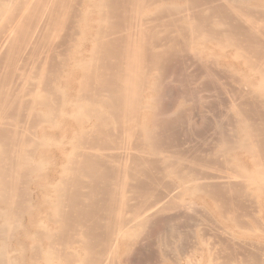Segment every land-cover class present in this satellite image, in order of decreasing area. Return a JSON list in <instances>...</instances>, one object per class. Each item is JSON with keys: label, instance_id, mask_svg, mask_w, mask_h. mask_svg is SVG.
I'll return each mask as SVG.
<instances>
[{"label": "bare ground", "instance_id": "bare-ground-1", "mask_svg": "<svg viewBox=\"0 0 264 264\" xmlns=\"http://www.w3.org/2000/svg\"><path fill=\"white\" fill-rule=\"evenodd\" d=\"M186 59L239 84L236 127L211 153L238 166L237 189L186 170L166 141L180 114L165 81ZM248 101L263 113L264 0H0V264H130L154 235L171 264L264 251V131L246 121ZM238 189L256 217L222 203ZM197 201L223 239L182 250L174 223H196Z\"/></svg>", "mask_w": 264, "mask_h": 264}, {"label": "rangeland", "instance_id": "rangeland-1", "mask_svg": "<svg viewBox=\"0 0 264 264\" xmlns=\"http://www.w3.org/2000/svg\"><path fill=\"white\" fill-rule=\"evenodd\" d=\"M222 16H224V15H222ZM227 19L229 20L228 22H231L233 25H236V24H237L236 26L241 25V24L238 25V21H235L236 19L234 20L233 17L228 16ZM230 19H233L234 22H233V20H230ZM234 23H236V24H234ZM233 64L237 66V63L234 62ZM175 66H174V68H172L173 70H175V74L174 75L168 74V78H166V81H165L166 84H168V85H166L167 86L166 91H165L166 96H165L164 101H166V105L168 107L170 106L173 108H177L179 106L180 116H178V120L172 121L173 123H170L171 125L167 126V128H170V129L166 128L165 132L166 131L170 132V134L167 132L165 134V132H164V134L166 136V141L168 142V144H169V142L172 143V144H169V146L171 145V148H173V150H175V149L178 150L177 152L179 154H181V156L182 155L184 156V157L183 156L180 157V159H182L183 162H186V165L183 164V167H186L185 168L186 170H188V169H189L188 171H191V169H193L192 171L195 170L194 173L197 172V175L198 176L200 175L199 177L202 179H204L206 177L205 175L209 174V175H207L208 179H209V177H211L210 179H215V180H210V179L209 180L211 182L213 181L212 183L218 187L220 186L222 188H225V186L228 183L227 186H229V185L233 186V187L235 186L234 189L239 188V187L236 188V186L242 185V182L241 183L239 182L241 179L239 180L240 177L238 178V175H236L237 176V180H236L235 174H237V170L236 171L231 170V169H234L235 167H236L235 169H237L238 166L235 165V167H234L233 165L228 163L227 167H226V163H223V160L225 162L224 158L222 159V157L219 155V156H216V158L218 157L217 158L218 160H217L214 156H212V154H214V155L216 154L215 150H217V148H215V147H218V143L216 142L219 140L218 137L220 136L219 138H221V134H224V136L228 135V137H230L232 134V131L236 127V123H235L236 119H233L234 114H233V112L230 108V105H229L230 101H232L231 95L233 97L237 96V95H235V93L238 92L237 88L239 87V84L236 82V79H234L235 74L229 70L230 68L229 69L224 68L225 71H222L223 70L222 66H219V67L213 66L212 69L214 70L215 75L210 76L206 73L202 64L196 63L191 59L181 60V62H178V64H176ZM236 70L238 71V74L241 73L238 69H236ZM227 71L229 73H227ZM220 74H225V76H220ZM232 76H234V77H232ZM248 103L249 104H247V105L249 107H247V105H245L246 106L245 109L246 108L247 109L243 110V112L245 113L244 117L246 118V116H247L246 121L248 122L250 119V121L248 123H250L252 121L251 122L252 125H256L259 128H262V126H263V128H264V114H263L264 111H263V113L258 112L259 114L255 113L256 107L253 106L252 102L248 101ZM252 107H253V110H252ZM228 108H230V109H228ZM229 110H231L230 111L231 114H230V112H228ZM251 118H253V120ZM227 127H228V129H227ZM263 128H262V130L264 131ZM171 132H172V134H171ZM167 134H168V136L169 135L170 136L168 137ZM168 139H169V141H168ZM213 140L214 141L216 140L215 141L216 143ZM173 144H174V146H173ZM211 156L213 158H211ZM199 157H200V159H199ZM185 158H186V160L188 158V160L186 161ZM206 158L208 159L207 161L209 163L206 161ZM211 159H212V161H211ZM242 159H243V161H242ZM193 160H194V162H193ZM197 161L201 164H198ZM240 161L244 162V157H242L240 159ZM211 162H212V164H211ZM194 163H196L197 165ZM188 165H189V167H188ZM191 165H192V167L190 168ZM201 165H202V167H201ZM211 165H213L214 168ZM219 166H221L222 169H220ZM228 166H230V167L232 166L233 168L231 167V169H230V167H228ZM216 171L219 173H217ZM209 172H211L212 174ZM233 172H236V173H233ZM232 173H233V175H232ZM228 174H230L229 176L232 177V178H230L231 181L227 178ZM223 177H226V178H223ZM217 182H219V183H217ZM224 182L225 183L227 182L226 185L224 184ZM158 188H159V190H157V192L160 194L161 193L163 194V189H162L163 185H161V183H160V186ZM160 188L162 190H160ZM239 190L241 191V189H238V190H236L237 192L232 191V192H228L227 194L225 192V194H224L225 196L223 198H221V200L223 199V200H226V202L227 201L229 202V199H233L235 197L234 199H235V201H237L236 204L238 202L239 203L242 202L241 205L239 203H238L239 206L237 205L239 207V210L237 208V210H238L237 212L239 213L238 216L245 215V213H246V216H244V217L241 216V218L243 220H245L244 218H246V220H247L248 215H249V217H256V210H255L256 204L253 203V201H255V203H256L255 198L250 194H243L242 191L240 193V192H238ZM231 193H232V195H231ZM237 193L241 196L237 195ZM242 195L244 196L243 198L245 200H242L243 199ZM246 195H249L248 196L249 198L246 197ZM226 196H227V198H226ZM236 196L239 198H237ZM224 198H226V199H224ZM223 200H222V203H225ZM246 200H248V201H246ZM249 201H250V203H248ZM227 204L228 203H226V205ZM244 204L245 205L247 204V205L245 206ZM197 206L199 207V208L197 207V212L199 213V209L200 208L202 209V203L200 201H197ZM253 206H254V210H253ZM245 208H246V210H245ZM203 209L201 210L200 213H202V211H203V214L205 216H203V214L199 213L200 216L201 215L203 216L200 218L207 220L208 223L206 221H203V220L201 221L198 218L199 217L198 214H197L198 216L196 218V223L194 221L195 224L193 222H191L189 219H184L183 220L184 222L178 221L177 224L174 223V226L176 228H180L178 230H181L180 232L178 230L177 231H178L179 236L181 238V240L179 239V241L180 242L182 241L181 247L184 246V249L182 247V250H186V249L189 250L193 244L197 245L199 242V237H202L203 234H204L203 239H205V238L207 239L209 237L208 239L211 238V242H213V243H216V240H217L216 237H218V239H221V240L223 239V238H219L222 236L220 233L221 230L219 228L220 224L217 222V219L208 211V209H204L207 212V215H206L204 213ZM247 210H248V213L246 212ZM241 212H243V213H241ZM249 212H251L252 214H250ZM250 215H252V216H250ZM206 217L210 218V219H207ZM197 220L198 221L200 220V221L198 222ZM185 221H186V223H185ZM179 222H180V224H178ZM181 222H182V224H181ZM188 222H190V225ZM202 222H204V223H202ZM205 222L207 224H205ZM192 223H193V226L195 225L194 226L195 228L192 226ZM178 225H180V226H178ZM174 226H172V227H174ZM213 227H215V228L213 229ZM191 228H193V229H191ZM216 229L217 230L219 229V232H218L219 235L215 234V233H217V232H215ZM200 231L203 233H201ZM211 234L214 237L211 236ZM181 236H183V237H181ZM192 236L195 237V240H194V238H192ZM153 237H155V238L153 239ZM153 237L150 238L152 240L147 241L148 242L147 246L143 245V247L139 249L140 251L138 250V252L133 256V258H131L132 261L130 260L131 261L130 264L131 263L132 264H171L172 263L171 260H173L172 258H174L173 253L168 251L169 254L167 253V254H165V256H167V255H169V256H167V257L163 256L164 253L162 255L161 252H163V251L160 249L161 239L155 235ZM156 237H157V239H156ZM212 237L215 239H213ZM183 239L185 241H183ZM212 239H213V241H212ZM162 240H163V238H162ZM158 242H159V244H158ZM185 242H186V244H185ZM188 243H189V245H188ZM185 245H186V247H185ZM246 247L247 248L244 247V249H247V250H244V251H245V253H247L245 255L247 258L244 257L245 253L243 251H236L232 247L231 249L235 253L234 252L232 253L231 251L229 253L230 249L226 251V249L223 250V248H221V249L219 248L220 251H218L219 253L217 252L218 254L217 253H215L216 255L214 254L215 258L213 257V260H214V262H216L215 264H217V263L218 264H231V261L233 259H236V258H237L236 260H238L240 257H243L244 260L247 259V260L251 261L250 258L254 259L256 257V259H258L260 262H262V264H264L263 263L264 262V251L263 250L262 251L260 250V252H261L260 253L259 250L252 248L250 245H248ZM170 248L166 249V250L173 251ZM254 250H255V253H254ZM251 251L254 254L252 253L250 255ZM237 252L240 253L239 255H241V256H238V254L236 255ZM257 252H259L260 254ZM254 255H256V256H254ZM231 258H233V259H231ZM198 259H200L199 256H198Z\"/></svg>", "mask_w": 264, "mask_h": 264}]
</instances>
